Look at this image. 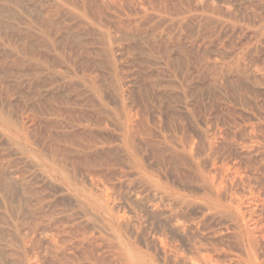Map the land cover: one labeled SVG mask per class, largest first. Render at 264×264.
I'll return each instance as SVG.
<instances>
[{
    "label": "rangeland",
    "instance_id": "374dc122",
    "mask_svg": "<svg viewBox=\"0 0 264 264\" xmlns=\"http://www.w3.org/2000/svg\"><path fill=\"white\" fill-rule=\"evenodd\" d=\"M0 264H264V0H0Z\"/></svg>",
    "mask_w": 264,
    "mask_h": 264
}]
</instances>
